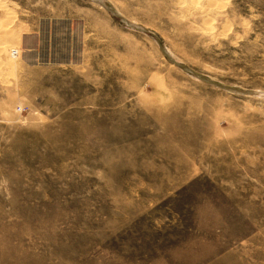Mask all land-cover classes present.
Returning <instances> with one entry per match:
<instances>
[{"label":"rangeland","instance_id":"obj_1","mask_svg":"<svg viewBox=\"0 0 264 264\" xmlns=\"http://www.w3.org/2000/svg\"><path fill=\"white\" fill-rule=\"evenodd\" d=\"M106 2L0 0V264H264V0Z\"/></svg>","mask_w":264,"mask_h":264},{"label":"water","instance_id":"obj_2","mask_svg":"<svg viewBox=\"0 0 264 264\" xmlns=\"http://www.w3.org/2000/svg\"><path fill=\"white\" fill-rule=\"evenodd\" d=\"M99 1H100V0H99ZM100 2L102 3V1H100ZM103 4H104V3H103ZM105 6H106V5H105ZM106 8H107V6H106ZM107 9H108V8H107ZM108 11H109V12L112 14V16H113L117 21H119L120 23H123V24H125V25H127V24H132V23H130V22L124 20L122 17H120V15H119L117 12H115L114 10H111V8H109ZM127 26H129V25H127ZM131 27H133L134 29L140 30V31L143 32V33H148L147 30H145V29H143V28H141V27H137V26H133V25H131ZM158 42H159V41H158ZM159 44H160V43H159ZM160 49H161L162 53H163V54H164V55L170 60V62L176 64L178 67L182 68L183 70H187L186 72L190 73L191 75H193V76H195V77H197V78H199V79H201V80H204V81H207V82H211V80L207 79L205 76L200 75V74L194 72V71H193L192 69H190V68L187 69V68L185 67L184 64H182V63L176 61L175 59H173V58L169 55V53H168L167 49L165 48V46H163V45L160 44Z\"/></svg>","mask_w":264,"mask_h":264},{"label":"bare ground","instance_id":"obj_3","mask_svg":"<svg viewBox=\"0 0 264 264\" xmlns=\"http://www.w3.org/2000/svg\"><path fill=\"white\" fill-rule=\"evenodd\" d=\"M100 1H102V3H104V5H106L107 6V8L109 9V8H111V10H114L115 12H117L112 6H109V4L106 2V0L104 1V0H100ZM219 3V2H218ZM222 4V3H221ZM105 6V7H106ZM126 21H128V20H126ZM129 22V21H128ZM127 25H129L128 27L129 28H132V29H134L133 27H131V25H133V26H136L135 24H127ZM228 28V27H227ZM224 33V32H223ZM166 49H167V47H165ZM5 50H6V46L5 45H3L2 47H0V51H2V52H5ZM17 50V49H16ZM16 50H14V51H12L11 52V54H12V56L14 55V57H15V55H18V51H16ZM167 51H168V49H167ZM8 52V51H7ZM6 52V53H7ZM168 53H169V51H168ZM169 55L172 57V55L169 53ZM173 58V57H172ZM174 59V58H173ZM12 61V60H11ZM181 63V62H180ZM187 69H188V67L187 66H185ZM185 72L187 71V70H184ZM190 74V73H189ZM201 75V74H200ZM207 78V77H206ZM207 79H209V78H207ZM210 80V79H209Z\"/></svg>","mask_w":264,"mask_h":264}]
</instances>
